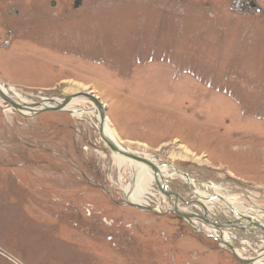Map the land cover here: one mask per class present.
I'll return each instance as SVG.
<instances>
[{
    "label": "rangeland",
    "instance_id": "obj_1",
    "mask_svg": "<svg viewBox=\"0 0 264 264\" xmlns=\"http://www.w3.org/2000/svg\"><path fill=\"white\" fill-rule=\"evenodd\" d=\"M250 1L264 8V0H0V82L32 103L36 92H94L124 147L169 167L186 190L171 189L186 201H201L193 187L234 207L229 186L264 202V20L243 16ZM4 103L0 264H243L184 219L126 205L113 154L88 121L21 116ZM250 214L264 222V206ZM234 242L245 252L260 246Z\"/></svg>",
    "mask_w": 264,
    "mask_h": 264
},
{
    "label": "water",
    "instance_id": "obj_2",
    "mask_svg": "<svg viewBox=\"0 0 264 264\" xmlns=\"http://www.w3.org/2000/svg\"><path fill=\"white\" fill-rule=\"evenodd\" d=\"M76 7H78V4H76ZM1 87H3L5 90L10 89V87L0 82V98L4 102H6L9 107L16 110V112L19 113L21 116L27 117L25 113H29V112H31L30 114H32L33 116L45 112H53V113L69 112L72 114L75 113V111L72 112L63 109L76 99V97L74 96L59 97L55 93L53 94V93L36 92L35 95L41 98L40 102L34 104H28L18 100L13 95H10L2 91ZM49 97H52L53 99L47 102L49 104L48 106L46 105V103L45 104L43 103L42 99L43 98L48 99ZM56 98L60 99V101H56ZM96 125H98V128L96 129L99 132L101 139L103 140L105 145L110 149L112 154L133 159L134 161L147 166L153 172V176L156 181L155 185L157 189V193H156L157 198L160 197V199H163L160 205L156 203V205L160 207L159 210L161 211L159 212H157L155 207L150 204L143 205V204L131 203L126 201L125 202L126 205L135 208L139 211L151 213L157 216H165L172 214L184 219L192 227L195 233H199L204 237H207L208 239H212L216 241L219 249L231 254L240 263L255 264L259 260L264 259V222L261 223L260 220L254 215L242 214L236 211L233 207H228L230 203L225 199H223L220 195L214 194V195H209L208 198H201L198 196V193L195 191V188L193 187L191 188L192 195L194 197L197 196L201 201L205 203H209L211 205V209L209 211L207 205H205L201 201H196V200L186 201L187 199H184L182 194L172 191L171 185L169 184L170 182L167 179V177L161 172L159 165L154 164L151 161V159L138 156L130 151H126L125 149L120 148L115 142H113L109 138V136L106 135L105 110L103 115L101 116V120L98 121L96 119ZM168 166H170V168L174 172L179 173L181 176L185 177L187 181H189L187 175L175 169V167L171 164H169ZM209 184L211 183H206V185ZM181 192L185 193V190H181ZM165 197L169 198L170 205L164 202ZM214 200H221L222 203L227 205V211L229 210L232 214H234L236 216V219L229 220L225 218V221L221 222V220L218 218L217 219L213 217L209 218L211 215V210L212 213H216L214 210V206L212 205V201ZM180 203L183 204V207L185 209H189L191 207H199L201 208L202 213H199L198 211H189V212L181 211L179 208ZM232 231H240L244 233H249L252 236H259V237H250V240L254 241V243L256 244H260L263 248L259 250L256 254L253 253L250 259H247L246 258L247 255L243 254V252L241 251L242 246L239 247L236 246V242H234L231 239L230 235L232 234ZM226 232L228 233V235L224 234Z\"/></svg>",
    "mask_w": 264,
    "mask_h": 264
},
{
    "label": "bare ground",
    "instance_id": "obj_3",
    "mask_svg": "<svg viewBox=\"0 0 264 264\" xmlns=\"http://www.w3.org/2000/svg\"><path fill=\"white\" fill-rule=\"evenodd\" d=\"M1 88H2L1 89L2 91L6 92V93H8L10 95H13L18 100L23 101V102L28 103V104L39 103L40 100H41L40 97H39L40 99L33 98V99H35V102L32 103L30 101V100H32V98L29 99V100H26L25 96H23L21 93H19L14 87H10V89H8V90H5L3 87H1ZM77 90H78L77 87H75V89H72V92L73 93H72L71 96L76 97V99L74 101H72L69 105H67L63 109H65L66 111H72V112L75 111L73 117H75L78 120L79 119H84V120L88 121V123H90L93 127L98 128V125H96L91 120V118L94 117L95 121H96V119L98 121H100L101 120V116L104 113L105 105L103 103H101L100 100L94 95V92H89V93L84 94L82 92H78ZM52 99H53L52 97H49L48 99L43 98L42 100H43V103L44 104L46 103V105L49 106V104L47 102L51 101ZM57 100L58 99L56 98V101ZM6 105H8V104H6ZM0 106H1V104H0ZM8 108H11V107L8 106ZM11 109H13V108H11ZM81 109H84V110L82 111ZM30 113L31 112L25 113V115H29ZM30 115L33 116L32 114H30ZM105 132H106V135L109 136V138L113 142H115L120 148H123L126 151H130L131 150L130 148H125L124 147L125 141L119 135V133H117L115 127L111 126V123L109 122V119H107V117H106ZM180 148H183L184 149L185 158L189 159L190 156H191L189 150L187 148H184V147H180ZM130 152H132V151H130ZM148 156H145V157H148ZM173 156H175V155H173ZM112 157H113V160H114V164L118 168V171H120L119 172L120 173L119 183H120V187L125 192L124 194L126 196V201L131 202V203L143 204V205H149V204L151 205L152 202L155 203L154 201L158 200V203L157 204L160 205V203L163 201V199H160V197L157 198V195L155 197L156 199L150 197L152 195L155 196V193H153L151 191V189L152 188H156V186H155L156 181L154 179L153 172L147 166L142 165L141 163L136 162L133 159L126 158V157H123V156H120V155H114V154H113ZM124 167H125V169L127 167L129 169V171H130L129 172V175H130V179H131V182L132 183L130 182L129 185H125L124 180L122 179L121 173H122V169ZM161 169H163L164 171H166V175L165 176L169 180V182H170L169 184L171 185V188L173 186L176 189L178 187L179 189L184 190V188H180L179 187L181 180L180 179L178 180L177 178H175L172 174H170L172 172L171 171H168L169 167H162L161 166ZM161 172H163V171H161ZM176 174L179 175V176H181L179 173H176ZM210 183H212V182H210ZM225 187H227L229 189V194H227L226 197H229L228 195H234L235 196L233 198V203H234V207L236 209L233 206H230V205L228 207H233L239 213L244 212V214H247L249 212L248 213L249 215H253V214H250V213L253 212V210H255V208L258 209V205H259V207L264 206V202L262 201V199L259 196V194H256V193H253V192H248V193H246V195H244L241 191L235 190V188H231L229 186H225ZM156 191H157V189H156ZM230 192H231V194H230ZM258 193H260V192H258ZM231 201H230V203H231ZM164 202H166L167 204L169 203L168 205H170L169 198L165 197L164 198ZM171 204H172V201H171ZM206 205L208 206V209L210 211L211 205L210 204H206ZM214 207H215V209H219L218 211H215L216 213L219 214V213H222L223 212L222 214H224L225 216L224 217L223 216L221 217V216H219V215H217L215 213L216 216H214L213 218H215V219L218 218V219L221 220V222H224L225 221V218H227L229 220L236 219V216L234 214H232L230 211L225 210L222 205L217 204V205H214ZM198 212L199 213H202L201 210L198 211ZM260 212H262V211H260ZM215 214H213L212 213V210H211V215L213 216ZM228 214L230 215V218L228 217ZM212 216H210L209 218H212ZM224 234L225 235H228L227 232L224 233ZM230 237H231V239L233 241L234 240L244 241V240L250 239L249 237H259V236H252L249 233H248L247 236H245L243 234L237 233V231H232V234L230 235ZM237 246H239V245H237ZM244 247H246V251L249 250V252H245V250L243 248H241V251L243 252V254L247 255L246 256L247 259H250L253 253L256 254L259 250H261L263 248L261 245L255 247V246H252V245H249V244H245ZM262 261H264V259L263 260L262 259L259 260L255 264H261Z\"/></svg>",
    "mask_w": 264,
    "mask_h": 264
},
{
    "label": "flooded vegetation",
    "instance_id": "obj_4",
    "mask_svg": "<svg viewBox=\"0 0 264 264\" xmlns=\"http://www.w3.org/2000/svg\"><path fill=\"white\" fill-rule=\"evenodd\" d=\"M260 5L255 4L253 1H250L247 6V12L243 16L254 17L256 20H264V8Z\"/></svg>",
    "mask_w": 264,
    "mask_h": 264
},
{
    "label": "crops",
    "instance_id": "obj_5",
    "mask_svg": "<svg viewBox=\"0 0 264 264\" xmlns=\"http://www.w3.org/2000/svg\"><path fill=\"white\" fill-rule=\"evenodd\" d=\"M215 215H213L212 217H214ZM249 251V250H248Z\"/></svg>",
    "mask_w": 264,
    "mask_h": 264
}]
</instances>
